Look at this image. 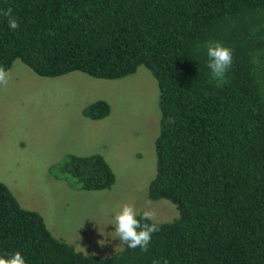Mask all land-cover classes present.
<instances>
[{
  "label": "trees",
  "instance_id": "trees-1",
  "mask_svg": "<svg viewBox=\"0 0 264 264\" xmlns=\"http://www.w3.org/2000/svg\"><path fill=\"white\" fill-rule=\"evenodd\" d=\"M215 42L233 54L219 87L207 67ZM16 58L42 76L117 78L143 65L159 111L146 194L173 203L176 215L155 221L147 251L121 244L103 256L84 253L0 181V256L19 252L26 264H264V0H0V67ZM108 112L101 98L81 109L91 119ZM49 174L82 189L114 179L99 153H66Z\"/></svg>",
  "mask_w": 264,
  "mask_h": 264
},
{
  "label": "rangeland",
  "instance_id": "rangeland-1",
  "mask_svg": "<svg viewBox=\"0 0 264 264\" xmlns=\"http://www.w3.org/2000/svg\"><path fill=\"white\" fill-rule=\"evenodd\" d=\"M6 70L12 78L0 86V181L22 207L41 214L55 237L103 256L121 246L111 222L123 204L155 210V221L176 215L173 203L146 194L155 171L159 111L155 79L143 65L117 78L78 70L42 76L17 58ZM97 98L109 112L83 116L82 107ZM66 153H99L113 182L82 189L49 174Z\"/></svg>",
  "mask_w": 264,
  "mask_h": 264
},
{
  "label": "clouds",
  "instance_id": "clouds-1",
  "mask_svg": "<svg viewBox=\"0 0 264 264\" xmlns=\"http://www.w3.org/2000/svg\"><path fill=\"white\" fill-rule=\"evenodd\" d=\"M4 15L9 17L8 26L11 30L19 27L17 19L12 16V9L8 8ZM207 57L211 75L217 80V86L226 83L225 74L232 65L233 54L228 47L218 42L207 44ZM11 72L0 67V86L7 87L11 80ZM170 123H174L173 118H169ZM156 212L153 209H146L142 213L138 212L132 204L125 203L120 210L115 213L111 225L114 226L115 236L121 244L127 245L129 249L139 248L147 251L153 233L159 232L160 226L155 222ZM151 222V223H150ZM7 256V253H5ZM0 264H26L24 257L19 252L11 254L8 258L0 256ZM154 264L159 262L154 261ZM167 264V261H164Z\"/></svg>",
  "mask_w": 264,
  "mask_h": 264
}]
</instances>
